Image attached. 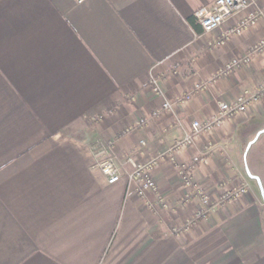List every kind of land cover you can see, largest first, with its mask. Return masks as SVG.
I'll list each match as a JSON object with an SVG mask.
<instances>
[{"label":"crops","instance_id":"obj_1","mask_svg":"<svg viewBox=\"0 0 264 264\" xmlns=\"http://www.w3.org/2000/svg\"><path fill=\"white\" fill-rule=\"evenodd\" d=\"M214 2L0 0V264H264V100L169 152L218 102L264 82V53L217 76L264 38V14L221 43L247 13L198 32L190 20ZM108 148L160 156L152 172L170 209L152 210L127 176L110 185L99 167ZM205 151L194 176L215 202L224 183L248 191L176 237L201 204L174 161Z\"/></svg>","mask_w":264,"mask_h":264},{"label":"built area","instance_id":"obj_2","mask_svg":"<svg viewBox=\"0 0 264 264\" xmlns=\"http://www.w3.org/2000/svg\"><path fill=\"white\" fill-rule=\"evenodd\" d=\"M84 0H77L82 2ZM259 0H215L210 7H202L198 10L196 18L197 22L205 33H212V31L222 28L224 22L236 16L239 13H247V16L242 18L238 25L228 29L218 40L224 42L232 35L243 34L251 29V27L257 25V22L264 14L263 11L250 10ZM264 53V38H262L247 54L230 60L226 67L217 72V76L226 75L233 72L239 67L247 64L253 56ZM207 87L206 82L195 84L191 90L187 93L175 97L174 101H166L163 103L164 109H170L175 103L186 104L197 93L204 90ZM261 100H264V82L259 85L253 92H247L242 94L239 98L233 101H220L218 102V109L215 114L207 120L194 121L190 129L185 135L177 139L169 152L175 156L180 151H184L189 148L195 140L204 133H211L216 127L223 124L230 118L237 117L241 113L249 112L256 104ZM145 142H142L144 145ZM162 158L160 156L153 158L151 161L142 163L135 160L131 155H126L125 158H120L116 153L111 152L108 148L104 157L100 160L99 167L107 179V182L112 185L119 182L123 176H127L129 182L136 186V194L138 197L147 200V204L154 209H163L165 211L170 209L169 202L159 192V187L153 177V169L158 166ZM210 156L208 151L203 154H195L188 161H174V167L179 172L183 184L189 190V198H197L200 201L201 207L197 214L188 221H185L174 230L176 237H181L182 234L188 233L197 225L198 221L205 219L214 208L219 207L227 202L237 200L248 191V186L244 185L239 188L229 186L228 183L222 184L223 191L220 194V198L217 202L212 199L210 193L203 188L195 179L194 172L199 165L208 163ZM149 195H154V200H149Z\"/></svg>","mask_w":264,"mask_h":264},{"label":"rangeland","instance_id":"obj_3","mask_svg":"<svg viewBox=\"0 0 264 264\" xmlns=\"http://www.w3.org/2000/svg\"><path fill=\"white\" fill-rule=\"evenodd\" d=\"M260 167H262V173H260V175L258 176V185L260 186V184H259V181H260V183H261V186H260V189L261 188H263V191H264V187H263V184H264V164H262V165H260ZM261 177V178H260ZM260 178V179H259ZM263 183V184H262ZM262 191V190H261ZM264 197V196H263Z\"/></svg>","mask_w":264,"mask_h":264},{"label":"trees","instance_id":"obj_4","mask_svg":"<svg viewBox=\"0 0 264 264\" xmlns=\"http://www.w3.org/2000/svg\"><path fill=\"white\" fill-rule=\"evenodd\" d=\"M192 26L195 27V29L199 32V31H202V27L199 25V23L196 22L195 19H191L190 20Z\"/></svg>","mask_w":264,"mask_h":264}]
</instances>
